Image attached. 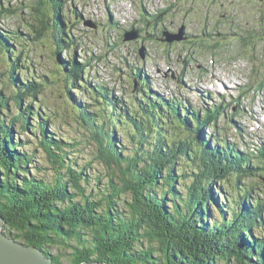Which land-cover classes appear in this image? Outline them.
<instances>
[{"label":"trees","instance_id":"obj_1","mask_svg":"<svg viewBox=\"0 0 264 264\" xmlns=\"http://www.w3.org/2000/svg\"><path fill=\"white\" fill-rule=\"evenodd\" d=\"M41 2L26 6L37 12V21L26 24L29 41L54 36L59 56L72 46L64 40L69 31L54 24L56 36L46 27ZM51 5L59 7L55 1ZM7 13L0 0V25ZM21 34L0 27V215L8 236L43 250L53 264H264V185L256 180L264 172V145L257 149L262 161L252 165L249 154L219 137L221 129L213 119L218 107L207 110L205 119L199 111L187 110L181 118L182 103L167 100L170 110L166 106L165 111L159 101L143 98L141 86L135 111L109 97L105 87L90 90L82 76L85 64L58 59L65 86L69 82L65 103L71 110L60 111L62 122L77 126L92 147V160L79 161L75 153L80 143L55 134L52 116L59 113L47 112L42 104L32 106L42 84L29 72L31 61L24 53L28 39ZM71 89L87 97L84 105ZM209 127L216 131L208 136L215 139L214 148L202 139ZM26 134L32 142L15 140ZM30 143L47 159L48 177L31 175L37 148L26 150ZM211 207L220 218L207 224ZM62 247H69L70 254Z\"/></svg>","mask_w":264,"mask_h":264},{"label":"rangeland","instance_id":"obj_2","mask_svg":"<svg viewBox=\"0 0 264 264\" xmlns=\"http://www.w3.org/2000/svg\"><path fill=\"white\" fill-rule=\"evenodd\" d=\"M2 1L8 13L0 27L10 31L17 29L22 38L28 39L24 53L31 61L29 72H33L34 80L42 84L41 93L34 99L35 103L32 100V106L37 108L38 104H42L48 108L47 112L59 113L57 117L52 116V123L57 126L55 134L67 137L69 143H80L75 153L79 161L92 160V147L77 126L62 122L65 118L60 111L67 113L71 110L70 104L65 103L69 82L65 86V73L58 59L65 63L74 60L80 65L85 64L82 76L89 83L90 90L96 86L105 87L109 97H117L122 104L133 106L135 111L138 104L135 94L141 93L140 87L145 85L143 98H156L163 103L164 109V100L183 102L179 106L182 118L186 110L189 114L199 111L200 118H203L206 110L218 107L219 115L215 121L221 129L219 137L234 144L240 153L250 152L253 158L250 164L257 165L262 161L257 149L264 145V0H42L40 9L45 14L47 28H54L57 24L58 28L69 31L65 33L67 38L64 40L72 46L66 54L61 52L59 56L54 54L51 37L36 44L29 41L32 35L28 34L24 23L37 21L34 17L37 12L32 13L26 6L28 3L37 4L38 0ZM52 1L59 7H51ZM227 25H232L231 30ZM131 30L137 31V38L124 41V33ZM55 34L58 36L56 31ZM166 35L182 38L169 40ZM199 38L200 41L203 38L201 42ZM13 46L17 49L15 44ZM71 94L84 105L87 97L73 89ZM88 102L91 104V101ZM89 108L93 112L92 106ZM212 123L213 120L209 125H214ZM209 129H203L202 139L214 148V142L208 136L215 131ZM46 131L54 133V128L47 127ZM115 134L118 141L126 142L120 131ZM180 135L183 136L182 133ZM29 138L31 136L26 134L15 140L32 142ZM30 144L32 147L26 150L37 146L36 143ZM36 148L35 163L29 167L30 173L32 176H43L45 173L48 177L50 165L41 149ZM95 167L102 171L100 166ZM40 168L48 169L35 173ZM261 175L256 179L260 186L264 185V172ZM213 192L216 197L217 191L213 189ZM214 209H209L210 217L205 223L213 224L220 218ZM244 238L249 241L246 235ZM61 250L70 254L69 247H62ZM63 263L67 264L65 260Z\"/></svg>","mask_w":264,"mask_h":264},{"label":"water","instance_id":"obj_3","mask_svg":"<svg viewBox=\"0 0 264 264\" xmlns=\"http://www.w3.org/2000/svg\"><path fill=\"white\" fill-rule=\"evenodd\" d=\"M168 36L169 40H180V36ZM137 38V32L131 30L124 33V41H132ZM134 88H136L134 86ZM5 222L0 215V264H53L50 255H46L43 250L34 246L14 240L4 232ZM80 264H106L101 262H82Z\"/></svg>","mask_w":264,"mask_h":264},{"label":"bare ground","instance_id":"obj_4","mask_svg":"<svg viewBox=\"0 0 264 264\" xmlns=\"http://www.w3.org/2000/svg\"><path fill=\"white\" fill-rule=\"evenodd\" d=\"M56 10H57V9H56ZM58 10H60V8H59ZM14 11H15V10H14ZM53 11H54V10H53ZM187 11H188V10H187ZM55 12H56V11H54V13H55ZM15 13H16V12H15ZM52 13H53V12H52ZM205 13H206V12H205ZM47 14H48V12H47ZM54 15H55V14H54ZM208 15H209V14H208ZM55 17H56V16H55ZM59 17H60V16H59ZM27 18H28V17H27ZM52 18H53V17H52ZM52 18H51V19H52ZM206 18H208V17H206ZM202 19H203V17H202ZM210 20H212V19H210ZM66 21H67V20H66ZM205 21H206V20H205ZM208 21H209V19H208ZM29 22H30V21H29ZM46 22H47V21H46ZM49 23H50V22H49ZM209 23H210V22H209ZM24 24L26 25V23H24ZM206 24H208V23H206ZM206 24H205V25H206ZM35 25H36V24H35ZM201 25H202V24H201ZM47 26H48V25H46V27H47ZM230 26H232V25H227L228 28H229ZM203 27H204V26H203ZM205 27H207V26H205ZM225 27H226V26H225ZM24 28H25V27H24ZM48 28H49V27H48ZM235 28H236V27H234V28H232V29H235ZM50 29H51V28H50ZM224 29H225V28H224ZM226 29H227V28H226ZM163 30H164V29H163ZM202 30H203V29H202ZM205 30H206V28H205ZM209 30H210V29H209ZM209 30H208V31H209ZM230 30H231V27H230ZM237 30H238V29H237ZM50 31H52V30H50ZM55 31H57V30H55ZM227 31H228V30H227ZM161 32H162V31H161ZM161 32H160V33H161ZM165 32H166V31H165ZM171 32H172V30H171ZM200 32H201V31H200ZM205 32H206V31H204V33H205ZM212 32H214V31H212ZM220 32H221V31H220ZM58 33H59V32H58ZM160 33H159V34H160ZM178 33H179V32H178ZM223 33H224V32H223ZM225 33H226V32H225ZM236 33H237V32H236ZM161 34H162V33H161ZM170 34H172V33H170ZM180 34H181V33H180ZM180 34H179V35H180ZM208 34H209V32H208ZM208 34H207V35H208ZM210 34H211V33H210ZM228 34H230V33H228ZM238 34H239V32H238ZM45 35H46V34H45ZM50 35H51V34H50ZM57 35H58V34H57ZM207 35H206V37H207ZM219 35H220V34H219ZM62 36H63V35H62ZM166 36H167V35H166ZM204 36H205V35H204ZM212 36H213V35H212ZM214 36H216V35H214ZM214 36H213V37H214ZM239 36H240V35H239ZM52 37H54V36H52ZM52 37H51V38H52ZM180 37H181V36H180ZM199 37H200V35H199ZM213 37H212V38H213ZM216 37H217V36H216ZM216 37H215V38H216ZM227 37H230V36L227 35ZM161 38H162V37H161ZM181 38H182V37H181ZM200 38H201V37H200ZM200 38H199V41H200ZM63 39H64V38H63ZM162 39L164 40V38H162ZM202 39H203V38H202ZM202 39H201V41H202ZM216 39H219V38L217 37ZM52 40H53V39H52ZM220 40H221V39H220ZM225 40H226V39H225ZM236 40H237V39H236ZM66 41H68V40H66ZM70 41H71V40H70ZM199 41H198V42H199ZM201 41H200V42H201ZM203 41L205 42L206 40H203ZM217 41H218V40H217ZM223 41H224V40H223ZM72 42H73V41H72ZM72 42H71V43H72ZM175 42H176V41H175ZM239 42H240V41H239ZM51 43H52V42H51ZM165 44H166V42H165ZM165 44H164V45H165ZM171 44H172V43H169V45H171ZM173 44H174V42H173ZM182 44H183V43H182ZM204 44H205V43H203V45H204ZM253 44H254V43H253ZM255 44H256V43H255ZM167 45H168V44H167ZM212 45H213V44H212ZM237 45H238V44H237ZM199 46H200V45H199ZM254 46H256V45H254ZM54 47H55V45H54ZM70 47H71V46H70ZM217 47H218V46H217ZM201 48H202V46H201ZM212 49H213V48H212ZM35 50H36V49H35ZM70 50H71V49H70ZM209 50H210V49H209ZM63 51H64V50H63ZM65 51L67 52L68 49L65 50ZM200 51H201V49H200ZM66 52H65V54H66ZM74 52H75V51H74ZM196 52H197V51H196ZM211 52H212V51H211ZM71 53H72V52H71ZM213 53H214V52H213ZM220 53H221V52H220ZM220 53H219V55H220ZM186 54H187V53H186ZM217 54H218V52H217ZM69 55H70V54H69ZM189 55H190V54H189ZM192 55H193V54H192ZM219 55H218V56H219ZM67 56H68V55H67ZM65 57H66V56H65ZM190 57H191V55H190ZM190 57H189V58H190ZM256 57H257V56H256ZM195 58H196V55H195ZM232 59H233V58H232ZM68 60H69V59H68ZM76 60H77V59H76ZM191 60H192V59H191ZM197 60H198V59H197ZM193 61H194V59H193ZM81 64H82V63H81ZM71 65H72V64H71ZM84 71H85V70H84ZM134 74H136V73H134ZM133 77L135 78L134 75H133ZM141 77H142V76H141ZM215 78H216V77H215ZM88 79H89V78H88ZM141 79H142V78H141ZM128 80H129V79H128ZM130 80H131V79H130ZM138 80H139V79H138ZM93 81H94V80H93ZM129 82H130V81H129ZM134 82H135V81H134ZM139 82H140V81H139ZM220 84H221V82H220ZM130 87H131V86H130ZM132 88H133V86H132ZM138 88H139V87H138ZM236 88H237V87H236ZM156 90H157V89H156ZM137 91H138V90H137ZM141 93H142V92H141ZM216 94H217V93H216ZM216 94H215V95H216ZM243 94H244V92H243ZM245 94H246V93H245ZM152 95H153V94H152ZM152 95H151V96H152ZM243 96H244V95H243ZM143 97H144V96H143ZM153 98H154V97H153ZM155 99H156V98H155ZM177 99H178V98H177ZM159 100H160V99H159ZM172 100H173V99H172ZM190 100H191V99H190ZM203 100H204V99H203ZM173 101H174V100H173ZM205 101H206V100H205ZM146 102H147V101H146ZM185 102H186V101H185ZM188 102H190V101H188ZM153 104H154V103H153ZM161 104H163V103H161ZM155 105H156V104H155ZM165 105H166V104H165ZM185 105H187V104H185ZM191 105H192V103H191ZM158 106H159V105H158ZM166 106L169 108L168 105H166ZM136 107H137V106H136ZM175 107H176V105H175ZM177 107H178V106H177ZM182 107H183V106H182ZM220 107H221V106H220ZM159 108H160V107H159ZM164 108H165V107H164ZM179 108H180V107H179ZM200 108H201V107H200ZM136 109H137V108H136ZM138 109H139V108H138ZM138 109H137V110H138ZM191 109H192V107H191ZM204 109H205V108H204ZM214 109H215V108H214ZM143 110H144V108H143ZM143 110H142V111H143ZM148 110H149V109H148ZM157 110H158V109H157ZM169 110H170V108H169ZM176 110H177V109H176ZM197 110H198V109H197ZM151 111H152V109H151ZM165 111H166V110H165ZM183 111H185V110H183ZM190 111H191V110H190ZM204 111H205V110H204ZM204 111H203V112H204ZM206 111H207V110H206ZM146 112H147V111H146ZM178 112H179V111H178ZM216 112H217V111H216ZM158 113H159V112H158ZM162 113H163V112H162ZM170 113H172V112H170ZM195 113H196V112H195ZM198 113H199V112H197V115H198ZM206 113H208V112H206ZM209 113H210V112H209ZM209 113H208V114H209ZM178 114H179V113H178ZM178 114H177V115H178ZM193 114H194V113H193ZM214 114H215V113H214ZM238 114H239V113H238ZM168 115H169V114H168ZM173 115H174V113H173ZM236 115H237V114H236ZM180 116H181V115H180ZM185 116H186V114H185ZM211 116H212V115H211ZM238 116H239V115H238ZM163 117H164V116H163ZM168 117H169V116H168ZM192 117H193V116H192ZM194 117H195V116H194ZM205 117H207V115L204 116V119H205ZM208 117H210V116H208ZM181 118H182V117H181ZM174 119H175V118H174ZM211 119H212V118H211ZM213 119L215 120V118H213ZM164 120H165V119H164ZM188 120H189V119H188ZM202 120H203V119H202ZM207 120H208V122H209V119H207ZM166 121H167V120H166ZM171 121H172V120H171ZM176 121H177V120H176ZM193 121H194V120H193ZM210 121H211V120H210ZM167 122H168V121H167ZM174 122H175V121H174ZM206 122H207V121H206ZM214 122H215V121H214ZM178 123H179V122H178ZM196 123H197V121H196ZM198 123H199V122H198ZM204 123H205V120H204ZM204 123H203V124H204ZM165 124H166V123H165ZM168 124H169V123H168ZM175 124H176V122L174 123V125H175ZM207 124H208V123H207ZM207 124H206V125H207ZM166 125H167V124H166ZM172 126H173V123H172ZM176 126H177V125H176ZM166 127H167V126H166ZM204 127H205V125H204ZM199 128H200V127H199ZM206 128H207V127H206ZM209 128H210V127H209ZM209 130H211V128H210ZM201 132H202V131H201ZM201 132H200V133H201ZM215 132H216V131H215ZM215 132H214V133H215ZM209 135H210V134H209ZM206 136H207V135H206ZM210 136H211V135H210ZM182 138H183V137H182ZM213 139H214V138H213ZM213 139H212V140H213ZM216 139H217V138H216ZM128 141H129V140H128ZM214 141H215V139H214ZM218 142H219V141H218ZM223 142H224V141H223ZM230 142H231V141H230ZM212 144H213V143H212ZM226 144H227V143H226ZM226 144H225V145H226ZM230 145H231V144H230ZM246 147H247V146H246ZM225 148H226V147H225ZM249 149H250V148H249ZM251 149H252V148H251ZM247 150H248V149H247ZM231 151H232V150H231ZM225 152H226V150H225ZM249 154H250V152H249ZM251 155H252V154H251ZM259 155H260V154H259ZM235 156H236V155H235ZM231 157H232V156H231ZM259 157H261V156H259ZM250 159H253V158H250ZM262 159H263V158H262ZM262 159H261V160H262ZM261 160H260V161H261ZM251 161H252V160H251ZM258 163H260V162H258ZM237 164H238V163H237ZM253 164H254V162H253ZM261 164H262V163H261ZM261 166H263V165H261ZM238 169H239V168H238ZM235 170H236V169H235ZM262 173H263V172H262ZM262 178H263V177H262ZM252 180H253V179H252ZM247 182H248V181H247ZM9 236H10V235H9ZM88 262H92V261H88Z\"/></svg>","mask_w":264,"mask_h":264}]
</instances>
